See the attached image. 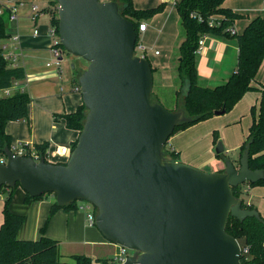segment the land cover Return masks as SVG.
Listing matches in <instances>:
<instances>
[{"label": "water", "instance_id": "95a60500", "mask_svg": "<svg viewBox=\"0 0 264 264\" xmlns=\"http://www.w3.org/2000/svg\"><path fill=\"white\" fill-rule=\"evenodd\" d=\"M54 1L63 46L88 63L78 78L84 126L62 164L5 148L0 189L19 184L34 198L53 194L62 206L92 204L101 234L134 251L124 264H243L228 221L261 215L243 208L232 188L263 180L264 170L250 168L248 151L239 167L227 160L218 172L165 160L163 149L187 117L153 101V68L136 52L134 23L115 0Z\"/></svg>", "mask_w": 264, "mask_h": 264}, {"label": "crops", "instance_id": "0c3cea01", "mask_svg": "<svg viewBox=\"0 0 264 264\" xmlns=\"http://www.w3.org/2000/svg\"><path fill=\"white\" fill-rule=\"evenodd\" d=\"M6 1L0 2V5ZM19 1L21 5L16 20L9 19L8 11L3 13V15L6 13L7 34L9 35L5 42H8L11 50L18 56L17 67L24 68L26 73L25 79L20 81V86L30 99L29 116L24 120L8 122L5 126V132L10 136L12 144L21 142L35 147L46 146L48 161L62 164L67 161V157L60 154V149L62 147L72 149L80 134L78 130L68 128L64 118V115L76 112L78 107L83 104L80 94L73 90L77 83L75 81L76 71L73 65L68 63L61 65L62 72L46 67V64L53 59L50 48L52 38L49 34L53 26L52 17L55 9L53 0ZM177 1L133 0L134 7L139 10L151 9L161 3L166 4L164 11L155 15L149 23L144 20L141 22L146 23L147 26L144 31L140 32L145 36L150 29L153 30L157 36L155 47L158 48L155 51L150 49L144 54L138 55L144 56L151 63L159 87H174L175 92L180 86V76L178 65H175V58L180 57L179 46L183 41L179 33L181 18L175 7ZM227 2H229V6H227ZM33 5L38 6L40 10L35 19L32 17ZM224 7L250 19L245 24V28L252 19L260 16L258 13L264 15V0H226ZM245 13H252L251 18ZM236 23L235 28L240 34L245 28L237 26ZM35 30H38V34H35ZM14 35L19 37V43L13 49L10 38ZM147 38L150 42V36ZM238 54V45L233 40L208 36L202 53L196 55L199 84L214 87L213 85L227 82L232 75V70H236ZM263 69L264 62L259 69L256 81L253 83L255 90L247 92L235 107L226 114L228 117L215 115L211 119L200 122L171 137L169 148L179 153L180 162L211 172L225 170L226 161L217 157L214 131L216 128L222 131L227 130L225 126L229 121H235L238 118L243 120V116L249 112L248 108L255 101L257 102L258 98L256 97L261 96L259 89L263 85L260 81V75ZM0 93L2 94L1 90ZM153 95L155 96L154 93ZM177 104L176 100L174 110L177 108ZM221 137L223 140L226 139L223 133ZM238 143H241L240 140ZM238 145H229V147L236 148ZM223 147L224 154L227 155L228 148L226 149L225 144ZM238 156L239 153L233 161ZM8 191L5 190L0 193V227L4 222L3 212ZM246 194L249 196H244V203L254 206L260 215L264 216V201L261 203L259 201V204L254 203L255 199L262 197L264 191L261 188L250 186ZM26 196L27 193L21 187H17L9 205L11 212L25 216V222L19 232L20 239H40L43 236L42 228L47 223L45 236L60 241L61 250L64 246L68 250H64L68 257L86 255L93 260H109L107 254L113 253L111 258H114L118 253V245L108 241L98 229L89 225L88 212L82 208L85 203L78 201L75 209L60 208L51 212L57 204L56 200L45 195L41 200L27 201ZM70 250L71 252H69Z\"/></svg>", "mask_w": 264, "mask_h": 264}, {"label": "trees", "instance_id": "16d2710c", "mask_svg": "<svg viewBox=\"0 0 264 264\" xmlns=\"http://www.w3.org/2000/svg\"><path fill=\"white\" fill-rule=\"evenodd\" d=\"M119 3L120 11L124 17L132 21L138 33L140 24L146 18H152L161 13L166 8L165 3L157 7L139 10L134 7L133 0H115ZM226 0H178L175 7L180 15L181 23L185 31V38L179 46L180 86L176 92L177 108L183 110L187 120L179 124L173 136L186 130L200 122L211 119L217 111L229 113L244 95L255 90L253 83L264 62V17L258 16L250 21L242 33H231L229 29L235 26L236 20L244 18V15L234 12L232 9L224 7ZM53 4L58 3L53 0ZM58 11V10H56ZM197 13V17H192ZM220 18V24L211 26V17ZM202 17L203 21H199ZM52 24L59 26L58 15L52 17ZM8 22L5 15L0 16V90L9 88L14 81L25 79L24 68L12 67L11 63L3 55L2 44L8 39ZM209 35L220 38L236 37L239 54L236 70L229 77L227 82L214 87L202 86L198 81V71L196 67V55L199 47V40L202 35ZM154 73V69H153ZM76 76L75 81H78ZM261 92V104L258 115H254L253 124L247 140L239 149V163L246 151L249 152V164L252 170H264V85L259 89ZM153 101L158 102L154 99ZM28 95L24 92H16L11 96L0 97V155H4L5 148H11V138L5 132V126L10 121L27 119L29 116ZM254 111V110H253ZM87 115L84 104L80 105L76 112L64 115L67 127L82 131ZM214 142L221 143L219 136L214 133ZM77 142L73 146H76ZM36 149L42 157L48 161L47 147L38 146ZM163 157L169 161H180V155L172 151L167 145L163 149ZM217 157L227 161L229 158L224 152L217 153ZM234 162V161H233ZM249 186L264 184V179L257 183H245ZM20 187L17 184L14 188L3 186L0 193L8 191L4 208V222L0 227V264H112L111 260H93L86 255L70 256L72 262L63 260L60 251V241L45 236L47 223L42 228L43 236L37 240H25L19 238V232L25 222V216L15 214L10 211L9 205L13 198L14 190ZM237 198L244 199L246 193L242 191V186L232 188ZM45 195L31 197L28 193L27 201L41 200ZM77 202H72L62 206L58 203L56 209H75ZM243 208L256 209L252 205H247L243 200ZM96 209V208H95ZM97 210V209H96ZM227 232L235 237L241 247L249 248V253L242 256L243 264H264V218L250 217L240 221L235 217H230Z\"/></svg>", "mask_w": 264, "mask_h": 264}, {"label": "rangeland", "instance_id": "374dc122", "mask_svg": "<svg viewBox=\"0 0 264 264\" xmlns=\"http://www.w3.org/2000/svg\"><path fill=\"white\" fill-rule=\"evenodd\" d=\"M2 1H4V0H0V2H2ZM226 4H227V6H229L228 5L229 2H227ZM54 7H55V9H54L53 13L58 15V11H56V10H58V5L54 4ZM245 14H248L246 16H250V18H251L252 13H245ZM258 14L260 16L264 17V15H261L260 13H258ZM152 18H146V19H144V21L149 23ZM244 19H246V20L243 22ZM249 20L250 19H247V18H240V19L236 20L237 23L236 22L235 23H236L237 26H240V27H242L244 29L245 26H246L245 24ZM179 33H180V36L182 37V40H183L185 38V31H184V28L182 26V23H180V32ZM148 36H150V39H149L150 42L148 41V38H147ZM224 38L225 39H229V40H233L238 45L236 37H230V38L224 37ZM156 42H157V36L155 35V33H153V30L150 29L149 33L147 35L145 34V36L141 32H139L138 33V47H137V50H136L137 54H144L145 52H147L150 49L155 51V49L158 48V47H155ZM143 44H146V45H143ZM142 47H144V48H142ZM175 59H176V64L175 65H179V60H178L179 58L177 57ZM67 63L70 64L71 66L75 65V71H76L75 74H76V76H80L83 73V71H85L87 69V67H88V63L85 60H83L82 58L76 57V56L72 55L69 52L65 53L64 62L62 64L65 65ZM233 72H234V69L232 70L231 74H233ZM261 75H262V77H261ZM261 75H260V81H261V84L264 85V69L261 72ZM213 86H217V85H213ZM153 93L155 94V96L158 97L157 98V97L154 96L155 100H157L160 104H162L166 109H168L170 111H174V103L177 100L176 92L174 90V87L173 88L172 87L171 88L170 87L160 88L159 85H158V79H157L156 74H154V89H153ZM79 94L82 97V93H79ZM2 96L3 95L0 93V97H2ZM260 97L259 96L256 97V98H258L257 102L255 101L253 103V105L248 108L249 112L247 111L248 113L243 116V120L241 118L240 119L238 118L235 121L234 120L229 121L227 123V126H225V128L227 130L222 131L219 128H216L215 131H214V133L216 132L218 134L219 141H221V143L223 145L225 144L226 149L228 148L227 155L231 159H234L236 157V155H238L240 146L242 144H244V142L247 140V138L249 136L250 128H251V126L253 124V120H254V115L253 114L258 115L259 110H260V104H261V98ZM223 116H225V117L227 116L228 117V115H226V114L225 115L223 114ZM222 133H223V135H225V138H226L225 140H223V138L221 137ZM239 140H240L241 143H238ZM169 144H171L170 141L167 144V147H169ZM227 144H229V145H237V144H239V145H238V147L233 148V147H229V145H227ZM0 157H1V155H0ZM234 162L236 163V166L239 167V165H240L239 156ZM253 187L254 188H261L264 191V184L258 185V186H252V188ZM46 195H47V197H50V198L56 200V197L53 194L48 193ZM248 196H249V194H245V197H248ZM259 201H260V203H261V201H264V194L262 195V197L260 199H255L254 203L255 204H259ZM56 202H57V200H56ZM79 202L88 203L86 201H79ZM55 209L56 208L53 207L51 212H55ZM262 217L264 218V216H262ZM93 228L97 229L96 226H94ZM64 250L68 251L67 249L64 248V246H63V249L61 250V246H60V251H61V254L63 256V260L66 261V262H72L70 256L69 257L66 256V253L64 252ZM69 252H71V250ZM112 254L113 253L107 254L106 256L108 258H110L109 260H111L112 264H115L113 262L114 258L113 257L111 258V256H113Z\"/></svg>", "mask_w": 264, "mask_h": 264}, {"label": "built area", "instance_id": "2783aa9c", "mask_svg": "<svg viewBox=\"0 0 264 264\" xmlns=\"http://www.w3.org/2000/svg\"><path fill=\"white\" fill-rule=\"evenodd\" d=\"M21 5L19 0H7L5 3L0 5V16L3 15L4 12L8 11V17L10 20H16L18 17V13H19V6ZM40 13V10L38 8V6L33 5L32 6V17L33 19L37 18L38 15ZM197 13H193L192 17H197ZM199 21H203L202 17H198ZM220 24V18L217 17H211L210 18V25L211 26H215V25H219ZM146 23H141L139 28L140 31H144L146 29ZM229 31L233 34L237 33V30L234 27H232L231 29H229ZM35 34H38V30H35ZM49 34L52 38V44H51V52L53 54V59L52 61L48 62L46 64L47 68H54L56 70H58L59 72H62V63L64 62V56L65 53L68 52L65 47L63 46L62 42H61V38L59 35V31L57 29L56 26H52L51 30L49 31ZM209 35L205 34L202 35L200 40H199V47L197 50V54L202 53L203 49H204V45H205V41L207 39ZM11 42L13 43V45H11L13 47V49L15 47H17L16 45H18L19 43V37L17 35H14L10 38ZM2 49H3V55L6 59H8V61L11 63L12 67H17V60H18V56L14 53L13 50H11L12 48H10V45L8 44V42H4L2 44ZM137 50V47H136ZM73 90L75 92L78 93H82V89H81V85L79 84V82L77 81V83L74 85ZM2 91V97L4 96H11L16 92H23V88L20 86V81H14L13 85L9 88L3 89ZM11 151L19 156H23V157H32L34 158L36 161H39L41 159V155L39 153V151L36 149L35 146L31 145V144H25V143H15L12 144L11 146ZM74 148L70 149L68 147H62L60 149V154L64 155L67 157V160L69 159V157L71 156V153L73 151ZM7 162V157L3 156L0 159V163H6ZM242 186V191L244 193H247L250 186L243 184ZM83 209L87 210V220L89 222V225L91 227L96 226V216H97V210L95 209V207L90 204V203H85L84 206L82 207ZM243 249V248H242ZM249 253V248L246 247L243 249L242 252V256L247 255ZM134 254V251L125 248V247H121L119 246V251L118 253L115 255L113 262L115 264H124L127 260V258L132 257Z\"/></svg>", "mask_w": 264, "mask_h": 264}]
</instances>
